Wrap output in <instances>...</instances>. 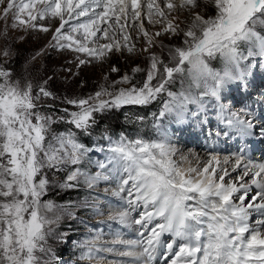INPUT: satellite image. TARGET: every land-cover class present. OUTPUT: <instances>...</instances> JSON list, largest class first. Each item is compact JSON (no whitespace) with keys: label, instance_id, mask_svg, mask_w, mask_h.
<instances>
[{"label":"snow or ice","instance_id":"6c2138e0","mask_svg":"<svg viewBox=\"0 0 264 264\" xmlns=\"http://www.w3.org/2000/svg\"><path fill=\"white\" fill-rule=\"evenodd\" d=\"M211 2L216 14L205 18L198 11L199 0H146L144 4L141 0H0L4 5L0 19L7 20L11 13L12 27L43 32L50 29L37 21L58 19L52 46L87 53L95 59L123 48L134 52L135 45L128 44L131 35L126 32L129 20L140 22L132 26L139 28L148 45L144 52L162 33L178 36L182 32L185 46L170 50L171 65L150 55L142 86L132 85L131 77L125 75L118 83L130 87L116 92L102 89L94 97L67 101L78 111L65 109L66 118L61 119L87 133L96 123L95 113L124 105L146 106L163 93L169 100L159 118L172 112L179 116L193 100L184 92L168 91L177 75L187 73L197 88L203 81L204 95L219 98L226 82L244 75L239 71L245 59L242 46L249 56L264 57V34L258 30L264 28V0ZM181 11L192 17L186 30L180 28L179 15H173ZM143 16L150 24H161V30L150 35L144 29ZM110 30L114 33L111 36ZM217 57L224 64L222 74L208 63ZM9 77L10 73L0 69V264H47L41 254L50 251L46 247L47 226L55 222L47 213L56 206L41 202L48 184L42 170L78 166L88 149L71 130L52 132L55 121L37 106L41 97L51 96L50 92L41 87L33 95L30 84L21 88ZM208 80L214 83L210 86ZM228 124L237 126L241 135L250 134L252 128L251 122L238 117L229 119ZM106 139L108 154L105 162L98 163L101 171L90 175L76 167L62 186L74 187L73 182L81 177L89 187L101 180H115L114 195L121 205L109 219L120 229L133 230L136 226L137 238L124 239L118 229L109 246L98 247L96 237L86 242L90 245L84 253L86 258L94 259L104 252L114 257L107 264H154L158 254L165 264H264V163L254 164L237 156L233 161L225 158L221 166L213 156L203 167L184 168L173 159L176 149L166 138L129 140L121 135L119 140ZM230 163L231 171L241 170L236 177H230ZM253 189L256 191L250 195ZM165 235L170 240L165 241Z\"/></svg>","mask_w":264,"mask_h":264},{"label":"rangeland","instance_id":"374dc122","mask_svg":"<svg viewBox=\"0 0 264 264\" xmlns=\"http://www.w3.org/2000/svg\"><path fill=\"white\" fill-rule=\"evenodd\" d=\"M6 2L7 0H5V3ZM145 2L146 0H141L142 4ZM176 2H178V0H176ZM199 3L201 7L198 11L204 15L205 18L215 16L216 11L211 0H199ZM3 7L4 5H0V14H2ZM144 11L146 12L147 10L145 9ZM173 15H179L178 22L180 23V28L186 30L191 23V15L186 11L173 13ZM83 19L82 17L81 20ZM12 23L13 17L11 13L7 20L0 19V63L9 61L13 57L16 47L26 52L24 56L19 59L22 62L20 70L14 72L12 83H18L21 88L29 84L34 89H37L38 86L40 88L45 86L47 80H42L38 72L44 62L48 61L50 64L53 63L57 78L64 79L67 82L70 81V83H72V81L75 82L74 85L77 86L76 89L83 90L87 98L94 97L95 94L102 89L116 92L120 88L130 87L131 85L129 84L118 83L125 75L131 77L132 85L137 87L142 86L150 68L151 54H155L165 64L171 65L170 50L185 46L182 32L178 36L162 33L160 36L156 37L154 46L151 47L148 52H144L143 49L148 47V45L142 33L139 31V28L132 26L133 24L138 25L140 22L129 20V27L126 29V32L131 35L128 44L135 45L134 52L129 53L126 48H123L121 51L113 50L108 52L103 58L95 59L88 56L87 53L72 51L69 48L58 49L52 46L55 43L52 37L55 33V29L59 27L58 19L37 21L38 24L48 27L50 29L48 32L40 31L38 28L33 29L24 26L14 28L12 27ZM101 26L107 27V25L104 24ZM143 26L150 35L155 34L162 28L161 24L148 23L146 16H143ZM67 28L68 25L65 26V29ZM258 30H261V33L264 34V28H258ZM113 34L114 33L110 30V36ZM97 35L100 36L101 33H97ZM119 40L121 44L124 43L122 36L119 37ZM106 42L108 41H99V43ZM241 52L245 57V59L240 62V67H245L243 80H241V78L232 80L235 84L230 86L232 89H229L231 94L229 97L224 96L219 90L221 101L218 106L215 105L211 95H206V100L209 104L197 106L191 111L195 115V118H193L194 123L198 125L203 124L204 131L201 134L196 131H194V133H183L186 138L192 141H194L199 134L198 136H201L202 140H206L207 144L215 148V150L207 151L200 147L192 148L188 145L189 141L185 140L184 143L186 144L184 145V143L182 144V141L178 139L176 135L180 131H187V126L184 121V119L188 117L186 113L182 112L174 122L172 126V128H174L173 135L170 133V136L167 137V141L176 149V154L173 159L178 164L180 163L181 167H184L185 163L183 161L185 159L183 158H187L185 154L187 151H198L204 154L202 156L199 155L198 161L192 160L191 164L189 163L193 167H203L213 156H216L221 161V166H223L222 162L225 158L233 161L237 156H243L237 155L238 152L231 155L229 151H222L223 144L228 142L229 137L224 128L217 127L216 122L221 116L230 117V113L236 111L234 107L238 106L239 103L246 105L245 100L240 102L238 99L239 97L242 98L244 95H247L244 96V98H249L248 101H250V105L246 106V112L254 115L256 118L254 119V117L249 116L247 117V121L251 122L253 132H255L254 134L258 140L257 142L263 143L262 146L264 147V57L259 55L249 56L248 49L245 46L241 47ZM5 53H7V55H5ZM81 60H84L85 63L82 64L80 62ZM208 63L210 67L215 68L213 71L221 72L222 74L224 64L219 57L208 60ZM113 68L118 69V71H112ZM137 68L140 69V71L134 72L133 70ZM34 79L37 82L33 84L32 81ZM152 83L155 84L156 80H153ZM213 83V81L208 80L210 86ZM237 83L239 85H236ZM224 86L228 88L226 83ZM196 89H200L203 93L205 92L203 81L201 82V86L197 88L192 83L187 73L183 76L177 75L174 82L168 85V91L175 93L173 90H176L175 94L184 92L190 95L192 100L195 99L191 92L193 90L196 91ZM37 92L39 93L38 90ZM230 98L231 100H229ZM233 98L238 99L239 103H235L234 106H231L229 103ZM105 99H107V97H105ZM201 99L205 100L204 96H201ZM168 100L169 97L167 93H163L155 101L146 106L124 105L120 109H112L103 113L97 112L95 113L96 123L87 133L81 131L80 133L85 136L88 144H91L90 151L93 146L98 144L97 140L93 139L94 134L90 133L91 130L102 131L101 141L107 142L108 147L109 140L106 139V137L112 136V140H118L121 135L127 137L122 132L111 135V129H130L129 131L133 133L131 129L134 127L139 131L138 133L140 136L133 133L132 138L127 137L129 140L142 138L146 141H159L161 138H157L156 136L149 137V133L146 132L144 125L151 124L153 126L154 121L159 118V113ZM40 105L41 104H37L38 111L42 114L51 116L55 121V123L52 124L53 133L60 134L69 130L75 133L79 131L75 129L73 125L66 123L65 119H61V117L65 116H60L55 112L48 111V108L43 106L40 107ZM71 111H78V109L75 108L68 112ZM146 111H148L147 118H144L143 115H145ZM235 114H239V112ZM231 133L234 135L239 134L236 129H233ZM251 142L254 144L255 140L251 139ZM199 143H201L200 140ZM242 145L246 144L243 143ZM258 146H252L251 148L256 149ZM246 148V153L250 154V148ZM252 151L253 150H251V152ZM105 161L106 160L101 159V154H99V152L94 151L90 161L84 157L82 163L78 166L66 164L62 165L59 171L47 167L42 170L41 176L47 179L48 184L46 194L42 197L41 202L50 201L56 206L53 212L47 213L49 218L55 221L47 226L50 231L47 236L46 247L50 249V251L41 254L42 261H46L47 264H107V261L114 259V257L104 252L97 253L94 259L85 257L84 253L87 251L88 246H90L86 245V242L99 237L96 241L97 246L107 247L113 237V233L118 229L122 231L124 239L137 238L136 232L134 231L136 226H133V230L120 229L118 224L109 219V216L115 214L121 205L120 198L114 195L117 186L116 183H111L110 180H101L96 185L89 187L84 178L81 177L78 181L73 182L75 185L74 187L62 186L65 184L68 174L74 171L76 167H79L82 171L90 175H95L97 172L101 171L98 167V163ZM245 161L247 160L245 159ZM259 163H264V159ZM228 166L230 177H236L241 171L240 169L231 171V163ZM255 191L256 190L253 189L250 195ZM255 219L256 216L254 214L252 220L254 221ZM104 233H106V235H103ZM163 239L167 241L170 240V237L165 235ZM163 251L164 250L161 249V252ZM157 261H159L160 264H165L160 254L157 255ZM154 264L156 263L154 262Z\"/></svg>","mask_w":264,"mask_h":264},{"label":"trees","instance_id":"16d2710c","mask_svg":"<svg viewBox=\"0 0 264 264\" xmlns=\"http://www.w3.org/2000/svg\"><path fill=\"white\" fill-rule=\"evenodd\" d=\"M261 31V30H259ZM262 32V31H261ZM26 52L23 50H20L19 48L16 47L15 51H14V55L13 57L7 61V62H1L0 63V69H3L5 71H7L8 73H10V81H12V76L14 74V72H17L20 70V66H21V61L19 59H21L24 54ZM39 76H41L42 80H47L46 85L43 86V88L45 90H47L48 92L51 93L50 97H41V99L39 101H37V104H41L40 107H46L48 108V111L51 112H55L57 114H59L60 116H65L66 117V113H65V109L69 110H74L76 107L70 103H68L67 101L69 100H80V99H87V97L84 95L83 90H77V86L74 85L75 82L72 81V83H70V81H66L64 79L61 78H57V74L55 71V67L53 65V63L50 64V62L45 61L43 66L40 68L39 70ZM33 84L34 82H37L35 79L32 81ZM74 85V86H73ZM37 90H40V87L38 86L37 89L32 88L33 91V95L35 92V95L38 94ZM176 93V90H173ZM148 111H146L145 115H143L144 118H147V113ZM139 114V113H138ZM134 125V124H132ZM152 125H144L146 132L149 133V137L154 136L153 133V126ZM133 129H131L133 131V133H136L137 136L139 135V131H137V129H135L134 127H132ZM152 128V129H151ZM130 130V129H129ZM126 130V129H120V130H114L111 129L110 133L113 134H119V133H124L127 136H129L130 138H132V132ZM68 132V131H66ZM65 132V133H66ZM90 133H93V139L97 140V143L99 145L102 144V131L99 130H91ZM76 138L77 140L82 143L87 149L88 152L90 150L91 144H88L87 139L85 138V136H83L80 133V130L76 132ZM86 153V157H89V153Z\"/></svg>","mask_w":264,"mask_h":264},{"label":"bare ground","instance_id":"6f19581e","mask_svg":"<svg viewBox=\"0 0 264 264\" xmlns=\"http://www.w3.org/2000/svg\"><path fill=\"white\" fill-rule=\"evenodd\" d=\"M183 143H184V142H183ZM185 144H186V143H184V145H185ZM185 154H186L187 158L185 157L186 160L183 161V162L185 163V164H184V167H188V166L191 164V161H192V160H193V161H194V160H195V161H196V160L198 161V160H199V155H201V156L204 155V154H202L201 152H198V151H197V152H195V151H193V152H192V151H187ZM189 158H190V159H189ZM201 158H202V157H201ZM202 160H203V159H202ZM189 163H190V164H189ZM179 165H180V163H179ZM228 167H229V166H228Z\"/></svg>","mask_w":264,"mask_h":264}]
</instances>
